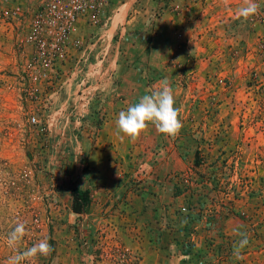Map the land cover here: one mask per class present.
Wrapping results in <instances>:
<instances>
[{
    "label": "rangeland",
    "instance_id": "rangeland-1",
    "mask_svg": "<svg viewBox=\"0 0 264 264\" xmlns=\"http://www.w3.org/2000/svg\"><path fill=\"white\" fill-rule=\"evenodd\" d=\"M254 2L245 20L243 0L181 1L174 12L115 0L100 25L81 28L75 59L86 49L87 65L133 54L138 30L163 40L143 51L155 61L143 82L150 94L169 80L183 127L135 141L104 121L111 103L138 102L136 80L81 75L88 108L72 80L61 109H32L17 75L23 53L0 20V264L43 238L54 251L22 264H264V0ZM73 189L89 191L82 213ZM17 221L27 234L13 249ZM234 230L248 239L241 260Z\"/></svg>",
    "mask_w": 264,
    "mask_h": 264
},
{
    "label": "built area",
    "instance_id": "built-area-1",
    "mask_svg": "<svg viewBox=\"0 0 264 264\" xmlns=\"http://www.w3.org/2000/svg\"><path fill=\"white\" fill-rule=\"evenodd\" d=\"M114 1L0 0V20L15 29L10 31L15 32L16 44L23 53L17 75L23 94L30 102L36 103L32 109H61L60 97L71 86L72 80H77L81 107H89L94 94L89 91L90 86H87L89 81L78 78L81 75H88V78L95 74L102 75L100 66L103 59L87 65L89 56L88 53L84 56L86 49L82 51L81 57L75 59L76 48L85 45V40L77 29L79 25H100L106 20ZM123 1L170 3L171 12H174L178 7L173 4L187 0ZM91 47H94V43L90 45V49ZM70 62H73L72 67H68ZM81 62L82 67L79 66ZM84 69H87V74L83 73ZM28 122L33 125L39 121L33 113L28 117Z\"/></svg>",
    "mask_w": 264,
    "mask_h": 264
},
{
    "label": "clouds",
    "instance_id": "clouds-1",
    "mask_svg": "<svg viewBox=\"0 0 264 264\" xmlns=\"http://www.w3.org/2000/svg\"><path fill=\"white\" fill-rule=\"evenodd\" d=\"M258 10L259 5L254 0H243V5L236 10V16L247 20ZM156 53L159 54V52ZM180 116L181 109L175 107L174 92L169 80L165 77L160 82L158 89L141 96L137 103L129 106L127 110L119 112L117 127L120 132L133 141L138 139L141 133L148 128L149 123L153 124L160 133L175 137L183 127ZM234 231L240 239L233 246V256L235 259L241 260L243 259L242 249L247 246L248 239L246 233L239 230ZM26 234L25 222L17 221L14 229L7 236L8 246L15 249ZM53 251L54 248L48 238H43L25 251L15 252L9 256L6 264H22L23 261L38 255L48 256Z\"/></svg>",
    "mask_w": 264,
    "mask_h": 264
},
{
    "label": "crops",
    "instance_id": "crops-1",
    "mask_svg": "<svg viewBox=\"0 0 264 264\" xmlns=\"http://www.w3.org/2000/svg\"><path fill=\"white\" fill-rule=\"evenodd\" d=\"M142 2V1H141ZM148 2V1H146ZM202 2V1H200ZM168 10V9H167ZM165 15H170L171 13L169 11H162ZM85 25H79L78 26V34L83 32V30H81V28L83 29ZM11 30H15L13 29L11 26H9ZM85 31V30H84ZM138 32L140 34H138V36L135 38L136 40H134L133 43H129L130 46L134 47L135 49H137V51L133 52V54H129L126 56H116L112 59L106 60V57H103V62H106L107 66L105 65V67L102 70V75L105 76L109 79V80H117L118 82L120 81L121 86H123L124 82H126V80H136L138 83V87L135 89L136 94H138V96H143L146 93V90H148L147 85L144 84L143 80L148 76L149 73H155L154 72V68L153 66H151L153 62L155 61H149V56L147 55V52L143 51L152 45H156V44H162L163 40H160L161 38H157V39H153L152 41L149 40V38L147 37V35L142 32L141 30H138ZM155 41H157V43H155ZM162 41V42H161ZM157 69V68H155ZM117 82V84H118ZM133 82V81H131ZM127 83V82H126ZM93 89H96L93 87ZM131 93V95H133L135 97V94ZM137 96V95H136ZM131 101V100H130ZM133 101V100H132ZM127 106L124 107L125 105L119 104L118 102L114 103L112 105V103L109 105L110 109L112 111H115V113L117 115L111 114L108 115L110 116V118H105V126H110L114 128V132L113 135H120L121 132L119 131L118 127H117V120H118V114L120 111H124L127 110V108L131 105H134V102H127L126 103ZM124 107V110H122L121 108ZM109 112V111H108ZM151 127H155L153 124L149 123L148 128L142 132L145 133V135H149V136H154L157 137L160 135L158 132L157 133H152L150 132V130H148ZM117 144V147H122L124 144L123 141H118L115 142ZM124 150V149H123ZM124 151H121V153ZM132 155H134V153H136V150L134 149L133 152H131Z\"/></svg>",
    "mask_w": 264,
    "mask_h": 264
},
{
    "label": "trees",
    "instance_id": "trees-1",
    "mask_svg": "<svg viewBox=\"0 0 264 264\" xmlns=\"http://www.w3.org/2000/svg\"><path fill=\"white\" fill-rule=\"evenodd\" d=\"M73 200L78 206V213H82L90 205V196L88 190L73 189Z\"/></svg>",
    "mask_w": 264,
    "mask_h": 264
}]
</instances>
